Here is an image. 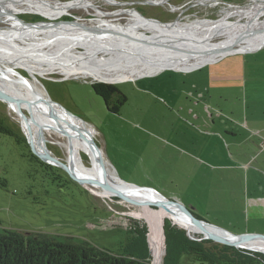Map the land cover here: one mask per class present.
<instances>
[{"label": "rangeland", "instance_id": "obj_1", "mask_svg": "<svg viewBox=\"0 0 264 264\" xmlns=\"http://www.w3.org/2000/svg\"><path fill=\"white\" fill-rule=\"evenodd\" d=\"M48 1L62 4L73 0ZM87 1L94 6L89 5L88 2L77 4L59 15L44 14L39 9L33 10L23 6L11 9L0 16V29L11 33H26L25 42L53 39L55 36L52 32L56 29L61 33H75L77 38L106 39L109 42L115 40L141 44L144 40L138 35L143 34L157 36L158 44L159 40L164 38L169 42L173 39V44L188 45L193 41L181 39L178 33L157 29L152 23L166 26L155 21H146L138 14L161 22L173 21L169 28L179 30L180 25L204 19L217 20L227 14L229 15L225 21L237 20L244 23L249 17L237 11L264 9V0ZM22 22L33 23L35 26L31 27ZM42 23H47L50 30L37 27ZM94 30L106 33L103 35ZM201 32L203 33L204 30L200 29L196 33L201 35ZM69 36L67 35V38ZM1 38L0 43L7 41L3 36ZM11 40L8 42L10 47H23V42L17 35H12ZM56 41L59 43V40ZM263 42L264 12H260L246 31L234 35L223 33L222 37L210 40L199 49L213 51L222 48L221 51L213 53L215 54L232 49L259 47L260 44L262 47ZM55 45L58 46L57 43ZM129 45L136 47L135 44ZM50 49L46 46H34L31 52L39 56V58L35 57L38 60L41 59L39 51ZM18 50L26 51V49ZM176 53V51L146 53L154 55L148 60H156L157 57V62L162 67L147 73H141L144 71L141 69L140 73L130 78L113 82L109 81L111 79L103 80L107 78L88 72L93 69L115 72L126 67L134 61V58L128 55H115L113 51H106L104 48L94 49L90 43L86 45L76 43L66 52L58 46L55 52L47 55V60L59 64L74 62L73 59L81 57L78 66L82 72L78 73L67 74L54 68L33 75L15 60L3 59L0 62H16V67L12 68L10 65H1V67L16 70L44 96H48L69 112L77 114L78 116H75L84 134L89 131L95 143L102 149L109 171L123 181L154 188L166 198L176 197L199 218L232 233L264 234L263 223L253 220L245 222L238 214L237 211L241 210L242 204L236 183L232 185V190L224 186L225 184H213L215 179L222 178L226 171L235 176L236 168L233 165L236 164L237 139L225 133L224 136L223 133L219 136L213 134L209 136L212 142L207 145L204 141L210 135L207 134V129L213 128L214 133L215 129L222 127L216 128L218 125L216 123L198 128L195 126L196 119L182 120L180 111L173 104L177 97L171 94V89L178 86L184 71L168 68L177 66L176 69L194 70L214 56L193 58L184 56V53ZM176 56H179L177 60L168 64L170 58ZM194 62L201 63L191 68H183V64ZM0 75L4 74L0 73ZM13 76L17 78L19 75L14 73ZM0 81L9 80L0 79ZM92 82L112 83L121 89L126 101L118 113L107 111L103 98L91 88ZM181 90V87H178L175 92ZM15 96L19 97V95ZM207 100L210 101L211 97L208 96ZM212 101H215V97ZM20 108L28 117L29 112L25 107L20 105ZM0 122L12 131V134L0 131V180L5 181V186H2L0 181V229L44 233L57 237L68 236L75 241L88 240L98 247L115 252L127 241L128 218H135L147 224L144 219L137 216L142 210L141 205L132 206L113 195L107 197L98 195L87 185L83 186L72 181L60 167L58 168L61 178H53L55 173L30 160L27 146L23 142L16 141V137H22L28 146L30 141L34 151L40 156L53 160L51 154L65 162L67 150L62 144L67 141V137L64 133H60L58 129L39 128L40 136L45 140V146L50 152L49 154L47 151L49 158L37 142L28 138L30 132L16 113L1 101ZM241 137L243 138V135ZM225 139L230 143L228 150L233 156L221 161L220 159L225 157V153L221 154L225 149ZM79 152L80 160L85 167L95 166L88 151ZM223 165L229 166L225 172L221 170ZM223 186L225 188L221 190ZM149 244L153 254L150 241Z\"/></svg>", "mask_w": 264, "mask_h": 264}, {"label": "bare ground", "instance_id": "obj_2", "mask_svg": "<svg viewBox=\"0 0 264 264\" xmlns=\"http://www.w3.org/2000/svg\"><path fill=\"white\" fill-rule=\"evenodd\" d=\"M80 2H83V3H80ZM87 2H88L87 0H73L67 3L59 4V3H50L48 0H0V16L3 15L5 12L10 11L11 9H15V8L17 9L22 6L33 9V10L39 9L44 14L55 13L59 15L60 13L65 12L66 10L74 7L77 4H86ZM89 5L93 6L91 3H89ZM237 12L240 14L247 15L249 17V20L247 22H244L243 23L244 25H242L241 27L226 26L221 31V34L226 33V34L234 35V34L239 33L240 31L242 32L246 31L249 28V26L252 25V21L256 19L257 15L260 12H264V9H243L242 11H237ZM228 15L229 14H227V16ZM227 16H223L217 20L208 21L204 19L201 21H198V20L193 21L192 23H189V24L180 25L181 28L179 30L170 29L169 27L171 25L163 27V26H159L154 23L152 24L155 25L157 29H160L162 31H172L173 33L180 34L181 39L192 40L193 42H197V39L203 38L205 35L209 37L213 36V34H215V32L217 31V27L215 25H223L226 22L225 20ZM146 21H150V20H146ZM198 25L203 27L200 29L204 30L203 33L201 32L202 33L201 35H197L196 33L200 29H197L196 31H194V29H196ZM211 26H213V29H211ZM37 27L47 29L49 25H47V23H42L38 25ZM83 30H86V29H83ZM94 31L100 34L106 33V32L97 31V30H94ZM52 33H53V36H55L53 39L51 38L49 40H37V41L34 40L31 42H25L24 38H26V35H27L26 33L25 34L11 33V32L0 29V39H2L1 36L7 39V41L3 40L4 42L0 43V48H1L0 49L1 51L0 61H2L3 59L7 61L15 60L18 65L28 69L29 72L33 75L42 74L45 71H48L49 69H54V68H56L59 71H64L67 74H72L75 72L78 73V72H82V70H80L78 66V63L81 62V59H82L81 57H77L73 59L74 62H65V63L59 64V63H53L47 60V55L55 52V48L56 47L58 48V46H59V49H64V52H66V51H70L71 46L76 43L80 45L82 44L86 45L87 43H90L91 47L94 49L104 48L106 51H113L115 55H118V54L128 55L134 58V61H131L126 67L120 70L117 69L118 71H115V72L104 71V70H99V69L89 70L88 72L89 74H94V75H98L103 78H107L103 80L111 79L109 81L113 82L115 80L130 78L134 74L140 73L141 69H144V71L141 73H147V72L154 71L162 67V65H160L157 62V57H156V60H148L149 58H152L154 55L143 54L142 49H148L150 47L155 48V47H158V45H161L163 43L173 44V41H174L172 39V42H169L168 39L161 38L158 44V40L156 41V39H158L157 36H144L143 34H141L138 36L142 37L144 42L142 43L140 42L141 44H136L134 42L127 43V41L120 42V41L112 40L113 42H109L106 39L96 40L94 38L92 39H87L83 37L77 38L75 33H68V34L61 33L57 31L56 29H54ZM12 35H17L20 38V40L23 42L22 43L23 47H20V46L10 47L8 45V42L12 41L11 40ZM67 35H70L69 36L70 39L67 38ZM152 39L154 41H152ZM56 40H59V43ZM160 41L162 42L160 43ZM145 42L147 44H145ZM55 43H57L58 46H56ZM129 44H132V45L135 44L136 47L130 46ZM261 45L262 44H260V46ZM34 46L35 47L36 46H40V47L46 46L49 49L51 48L50 49L51 51L50 50L39 51L38 53L40 54L41 59L36 60L35 57L39 58V56L31 52V49ZM200 46H203V45L198 44L193 49L183 52L184 53L183 55L193 57V58H205L207 55H210L211 53L213 54L214 52H218L222 50V48H218L213 51H206L205 53L200 54V52L203 51L199 49ZM220 46H222V44H220ZM138 48L141 49V51ZM254 48H257V47L246 48L243 50L232 49L231 51H228V50L227 51L228 52L247 51V50H251ZM18 49H26V51L20 52ZM178 57L179 56L171 57L168 64L172 63L173 61H176ZM2 70H3L4 75H0V79L9 80V81H6V82L0 81L1 87L5 91L13 95H19V97L26 99V101L32 102V103L30 102L29 104L28 103L14 104L12 102L10 103L11 106L15 109V111L19 112V109L21 110L20 105H22L29 112V116L27 117V120L26 121L21 120L24 126L30 132V134H32V135L29 134L28 138L37 142V144L41 146V148L45 151L47 157H49L46 147H45V140L41 138L39 128L43 127L48 130L58 129L60 133H64L67 137V141H64L62 144L67 150V156H66L64 167L66 169H69V167H71L74 175H76L78 178L91 179L92 181H94L95 184L86 183L85 185H87L90 189H92L93 192H95L96 194L103 195L106 197L111 196L112 194L109 190L103 189L99 186V183L101 182V179H102V168L98 164V162L95 160L92 153L88 150L84 142L82 141L81 135L84 134V131L80 125L78 118L75 115L69 114L67 111L63 110L62 108L56 107L55 104H54V108H56V113L58 114L57 116L61 118V121H56L54 118L49 117L44 110V109H47V107L44 104L34 103L35 99L39 95H43L42 92H40V90L35 89L32 83L27 81V79L25 80L21 78L20 76H17V78L16 76H13L14 71L12 68L2 67ZM86 132L87 133L85 135H90L92 137L89 131H86ZM80 150L88 151L91 154L94 160V163H95L94 167L87 168L82 164L80 157H79ZM108 171H109V168H108ZM110 174H111V179H112L114 186L120 190V193L122 194V196H124L125 198L129 200L141 199V200H151L154 202L164 200V198L160 196V194H158L157 192L151 189H146V188L141 189V188H137L135 186L126 184L122 182L117 177V175H114L111 172ZM148 206L146 204H142L141 205L142 210L137 214V216L139 218L144 219L147 222V227H148L147 236L149 237L148 242L150 241L151 245L153 246L152 264H161L163 253H164L163 252L164 244H163V236H162L163 219L166 217V218H170L172 221L174 220L181 221V222L188 224L191 227L193 226L184 218V216H182L181 213H179L180 207L177 205H174V204L169 205V208L171 211L166 210L162 205L154 206V208L151 206L149 207ZM180 226L183 228H186L182 225ZM216 231L219 233L220 237L225 241L230 242V241H237L238 239H240L239 237H233L232 235L226 232H223L220 230H216ZM242 245L264 250V239L262 240L257 239L251 242H244Z\"/></svg>", "mask_w": 264, "mask_h": 264}, {"label": "crops", "instance_id": "obj_3", "mask_svg": "<svg viewBox=\"0 0 264 264\" xmlns=\"http://www.w3.org/2000/svg\"><path fill=\"white\" fill-rule=\"evenodd\" d=\"M201 62L183 64V68ZM178 87L182 90L176 93ZM171 94L177 97L173 104L180 111L182 120L196 119L198 128L216 123L219 125L216 128L222 127L214 133L213 128L207 129L210 134L204 140L207 145L212 142L209 136L213 134L223 133L224 136L225 133L237 139L235 176L226 171L229 166L223 165L221 170L226 172L213 184H225L231 189L236 183L242 204L238 214L245 222L253 220L264 224V46L250 53L228 54L194 70L184 71ZM213 97L215 101H212ZM224 143L221 154L225 153V157L221 161L233 156L228 150L229 141L225 139Z\"/></svg>", "mask_w": 264, "mask_h": 264}, {"label": "trees", "instance_id": "obj_4", "mask_svg": "<svg viewBox=\"0 0 264 264\" xmlns=\"http://www.w3.org/2000/svg\"><path fill=\"white\" fill-rule=\"evenodd\" d=\"M93 91L103 98L107 111L118 113L126 101V96L116 84L92 82ZM114 94L116 101L107 107V94ZM0 131L12 134L1 125ZM28 149L29 159L41 167L55 173L53 178H61L60 169L41 161ZM1 185L5 186L2 179ZM165 254L161 264H264V253L241 247H227L199 234L188 236L184 229L173 224L169 218L163 219ZM174 222L186 227L189 233H197L188 224ZM127 241L117 251L98 247L88 240L75 241L71 237H57L44 233L22 232L0 229V264H152V249L147 242L148 227L145 222L128 218L126 222ZM240 234V233H234ZM149 244V245H148Z\"/></svg>", "mask_w": 264, "mask_h": 264}, {"label": "water", "instance_id": "obj_5", "mask_svg": "<svg viewBox=\"0 0 264 264\" xmlns=\"http://www.w3.org/2000/svg\"><path fill=\"white\" fill-rule=\"evenodd\" d=\"M139 16L141 18L145 19V20L155 21L156 23L161 24V25H164V26H169V25L172 24L171 22H173V21L161 22V21H158V20H156L154 18L143 17L140 14H139ZM206 20L209 21V19H206ZM211 20H213V19H211ZM66 21L73 22L72 20H66ZM22 23L25 24V25H29L31 27L35 26V24H33V23H25V22H22ZM242 25H244L243 22H238L237 20H227L223 25H215L217 27V31L211 37L205 35L203 38L197 39V42H192V43H189L188 45H178V44H175V43L174 44L163 43L161 45H158V47H155V48L150 47L148 49H142V52H143V54H146V53H158V52H161V51H176L177 52L176 54H182L183 52H186L188 50L193 49L198 44L205 45L210 40H213L215 38L222 37L221 31L226 26L241 27ZM199 28H203V27H201L200 25H198L196 27V29H194V31H196ZM211 29H213V26H211ZM152 41H154V40L152 39ZM260 47L261 46L255 48L253 50H249V51H234V52H226L225 51L226 53L225 52L215 53V54H212L211 53L208 56H214V58L211 59V60L205 61L203 63V65L206 64V63L215 61L216 59H219V58H221V57H223L225 55H228V54H232V53H250V52H253V51L257 50ZM205 52L206 51H202V52H200V54H203ZM1 65H4V66L10 65V66H12V68L17 66L16 65V62L15 63H13V62H10V63H8V62H0V73H3V70H2ZM168 69L177 70V71H189V69H187V70L176 69V68H168ZM13 71H14L15 74L17 73L21 78H23V79L26 80V77L20 75L16 70H13ZM0 101L2 103H4L7 108H9L12 111H14L16 113V115L20 118V120H24V121L27 120V115L24 112H22L20 109H19V112L18 111H15L11 107L10 103L12 102L14 104H20V103H28L29 104L31 101H26V99H23L21 97H16L15 95H13V94L5 91L1 87V85H0ZM34 103L35 104H38V103L44 104L47 107V109H44L45 112H46V114L49 117L54 118L56 121H61V118L59 116H57L58 114L56 113V108H54V104L55 105H58L63 110L67 111L69 114L78 116L77 114H73V113L69 112L63 106H61L57 102H55L52 99H50L48 96L46 97V96H43V95H39L35 99ZM81 138H82V141L84 142V144L86 145V147L88 148V150L92 153L93 157L95 158V160L98 162V164L102 168V179H101V182L99 183V186L101 188H103V189L109 190L114 197L118 198L119 200H121L124 203L131 204L132 206H138V205H142V204H147L149 206L162 205L168 211H171L170 208H169V205H171V204L177 205V206L180 207L179 213H181L182 216H184V218L195 228V231H197V233H200L201 234V237L202 238L212 240L213 242H215V243H217L219 245H222V246H227V247H230V246H233V247H241V248H245V249H248V250H251V251H259V252L264 253V250H262V249L252 248V247H249V246L242 245L244 242H251V241H254V240H257V239H261V240L264 239V234L263 233L242 232L240 234H234V233H232L231 231H229V230H227L225 228L216 226L214 224H211V223L206 222L203 219L199 218L196 214H194L193 212H191L176 197L166 198L160 192H158L157 190H155L154 188H151V187H148V186H140V185H137V184H134V183H130V182H125L119 176H117L122 182H124L126 184H129V185L135 186L137 188H141V189H143V188L151 189V190L157 192L158 194H160V196H162L164 198V200H161V201H158V202H154V201H151V200H141V199L129 200V199L125 198L120 193V190L117 187H115L114 184H113V182H112L111 174L108 171V165H107V162L105 160L104 154L102 153V150L98 147V145L95 143V141L93 140V138L90 135L82 134L81 135ZM28 141H29V139H28ZM29 150L31 151V153L34 156H36L37 158H39L41 161H43V162H45L47 164H50V165H53V166H57V167L62 168L67 173V175L69 176V178L72 181H74V182H76V183H78L80 185H83V186H85L86 183L95 184V182L92 181L91 179L78 178L76 175H74V173L72 171V168L69 167V169H66L64 167L65 166V164H64L65 162H63L62 160H60V159L52 156L50 154V152L48 151L47 148H46V150L49 152L50 157L53 160H48L47 158H44V157L40 156L39 154H37L34 151V149L32 147V144L30 143V141H29ZM171 222L173 224H176L172 220H171ZM176 225L179 226V227H181L178 224H176ZM184 230L186 231V234L188 236L192 237V234H190L189 231L186 228H184ZM216 230H220V231L226 232V233L232 235L233 237H239L240 239H238L237 241H230V242L229 241H225V240H223L220 237L219 233ZM162 236H163V242H164L163 228H162ZM147 240H148V236H147ZM163 252H164L163 253V257H164V254H165V246H163Z\"/></svg>", "mask_w": 264, "mask_h": 264}, {"label": "flooded vegetation", "instance_id": "obj_6", "mask_svg": "<svg viewBox=\"0 0 264 264\" xmlns=\"http://www.w3.org/2000/svg\"><path fill=\"white\" fill-rule=\"evenodd\" d=\"M92 5L94 6V4H92ZM115 101H116L115 95L114 94L109 95V93H108L107 94V101H106L107 107L111 108L114 105Z\"/></svg>", "mask_w": 264, "mask_h": 264}]
</instances>
